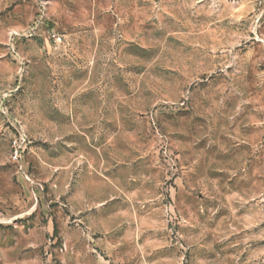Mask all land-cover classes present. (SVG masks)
Masks as SVG:
<instances>
[{
    "label": "rangeland",
    "instance_id": "1",
    "mask_svg": "<svg viewBox=\"0 0 264 264\" xmlns=\"http://www.w3.org/2000/svg\"><path fill=\"white\" fill-rule=\"evenodd\" d=\"M0 264H264V0H0Z\"/></svg>",
    "mask_w": 264,
    "mask_h": 264
},
{
    "label": "built area",
    "instance_id": "2",
    "mask_svg": "<svg viewBox=\"0 0 264 264\" xmlns=\"http://www.w3.org/2000/svg\"><path fill=\"white\" fill-rule=\"evenodd\" d=\"M54 41L61 42V38L59 36L55 37Z\"/></svg>",
    "mask_w": 264,
    "mask_h": 264
}]
</instances>
